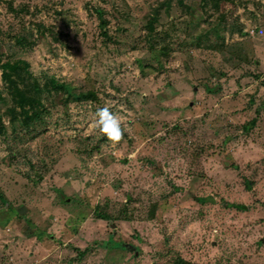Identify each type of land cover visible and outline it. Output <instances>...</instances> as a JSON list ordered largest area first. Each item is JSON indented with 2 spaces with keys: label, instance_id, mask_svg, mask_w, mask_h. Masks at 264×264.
<instances>
[{
  "label": "rangeland",
  "instance_id": "374dc122",
  "mask_svg": "<svg viewBox=\"0 0 264 264\" xmlns=\"http://www.w3.org/2000/svg\"><path fill=\"white\" fill-rule=\"evenodd\" d=\"M182 2L0 0V264H264V0Z\"/></svg>",
  "mask_w": 264,
  "mask_h": 264
},
{
  "label": "trees",
  "instance_id": "16d2710c",
  "mask_svg": "<svg viewBox=\"0 0 264 264\" xmlns=\"http://www.w3.org/2000/svg\"><path fill=\"white\" fill-rule=\"evenodd\" d=\"M180 1L182 2V0ZM0 71V81L3 83L6 96L10 98L12 103L9 106L11 123L18 119L22 120L24 126L37 122V119H40L42 115L43 88L40 79L32 72L30 63L25 59L3 61L0 55ZM50 83L57 84L53 79ZM70 94L72 93L70 92ZM81 96H84V94L76 97L81 98ZM2 126L3 123L0 121L1 131ZM230 206L238 209L246 208L244 204L237 203H232ZM107 217L111 218L110 215H107Z\"/></svg>",
  "mask_w": 264,
  "mask_h": 264
},
{
  "label": "clouds",
  "instance_id": "9594fccd",
  "mask_svg": "<svg viewBox=\"0 0 264 264\" xmlns=\"http://www.w3.org/2000/svg\"><path fill=\"white\" fill-rule=\"evenodd\" d=\"M96 117V128L113 144L119 143L124 136L120 117L107 106L97 109Z\"/></svg>",
  "mask_w": 264,
  "mask_h": 264
},
{
  "label": "built area",
  "instance_id": "2783aa9c",
  "mask_svg": "<svg viewBox=\"0 0 264 264\" xmlns=\"http://www.w3.org/2000/svg\"><path fill=\"white\" fill-rule=\"evenodd\" d=\"M263 30L261 28L258 27H252L251 29H248V32L251 35H255V34H260Z\"/></svg>",
  "mask_w": 264,
  "mask_h": 264
}]
</instances>
